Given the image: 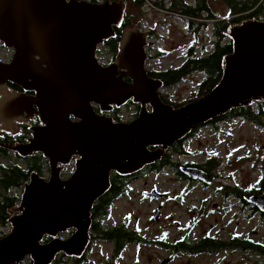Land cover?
<instances>
[{"label": "water", "instance_id": "1", "mask_svg": "<svg viewBox=\"0 0 264 264\" xmlns=\"http://www.w3.org/2000/svg\"><path fill=\"white\" fill-rule=\"evenodd\" d=\"M125 7L124 0H0V42L13 51L10 61L0 60V131L12 132L17 122L30 124L35 115L41 122L30 126L26 142H0V147L22 158L41 153L51 169L49 179L32 172L19 204L8 211L11 231L0 237V264H21L28 257L32 264H53L60 253L83 257L94 205L110 189L112 172L140 171L196 127L264 102L263 19L233 25L227 34L233 50L223 57L220 81L175 107L160 96L163 82L148 75L145 35L137 30L122 35L114 62L98 61V47L116 37L114 26H124ZM8 83L24 91L14 92ZM130 101L140 105L136 119L106 115ZM73 159L74 172L63 179L62 166ZM182 171L192 180L213 182L200 167ZM249 201L264 212V194ZM159 218L156 209L152 220Z\"/></svg>", "mask_w": 264, "mask_h": 264}, {"label": "rangeland", "instance_id": "2", "mask_svg": "<svg viewBox=\"0 0 264 264\" xmlns=\"http://www.w3.org/2000/svg\"><path fill=\"white\" fill-rule=\"evenodd\" d=\"M151 17H154L153 14L148 18L149 21ZM156 18L161 19L160 16ZM178 36L176 32L174 40ZM101 50L103 60H109L110 52L106 53L103 47ZM12 55L13 51L0 42V59L10 61ZM180 55L179 51H174L171 56L156 61V67L164 69L178 66L183 61V56ZM199 79L197 74L186 77L172 88L171 98L178 103L179 100L186 101L193 97L197 92ZM137 110L135 105H125L119 116L127 122ZM16 129L17 127L12 132L0 131V135L14 134ZM185 149L189 154L174 155V159L181 157L183 161L205 165L210 157L214 158L211 171L218 176L216 181L211 185L195 184L180 179L171 168H166L162 173H149L128 180L123 193L111 202L108 215L97 219L104 229L122 227L138 232L144 238L143 241L130 242L117 254L114 243L101 239L93 230L94 238L85 253L86 259L80 264H264V256L252 252L223 250L192 254L187 251L176 253L172 247L183 239L196 244L204 236L227 241L233 234L264 243V218L252 215L249 209L239 210L236 205L238 200L234 197L226 199L223 193L228 184L241 188H253L258 184L261 157L264 158V130L251 121L231 117L218 124L202 127L188 141ZM11 158L25 168L29 166L15 155L0 158V161L11 164ZM72 162L66 168L64 177L74 169V160ZM46 163H43L42 168L44 176L49 175L48 162ZM147 191L165 194L159 198L144 197V192ZM13 192L21 199L23 188ZM19 202L20 200L17 204ZM228 202L234 206L225 211L223 206ZM156 209L160 212V218L154 221L152 216ZM10 231L9 222L0 225V237ZM22 264H32V261L28 257ZM55 264L76 263L74 258L60 257Z\"/></svg>", "mask_w": 264, "mask_h": 264}, {"label": "flooded vegetation", "instance_id": "3", "mask_svg": "<svg viewBox=\"0 0 264 264\" xmlns=\"http://www.w3.org/2000/svg\"><path fill=\"white\" fill-rule=\"evenodd\" d=\"M86 1L92 2V3H104V2H114V1H121V0H86ZM124 1H125V6H126L125 7L126 16H125L122 35H124L126 31L129 29H135L142 35H145L144 42L147 44V46H145V51L147 54L145 63H146V70L148 72V75L152 78L159 79L163 82L162 88L159 89L160 96L164 102L165 100L171 101V104L174 105L175 107L182 106L190 101L196 100L199 97H201L200 93L203 92L204 90H202L199 84L202 82L203 74L206 76V73L205 71H202L201 73H198L197 71H192L186 74L185 77H183L181 81H178L177 83H173V84L166 83L165 75L167 73L171 71L173 72L177 69L182 68L183 65H185L186 62H188L189 60L211 56L214 50L216 49L217 44H220L223 46L225 45L232 46V39L227 34L233 25L239 24L247 19H252V18H258V19L264 20L263 13L260 16H252L250 18L245 17L246 12L232 13L233 10L231 7L230 0H124ZM146 13H147V16L149 15L150 17L151 14H153L154 17H151L149 21L148 19L149 17L146 16ZM157 16H160L161 19H157L156 18ZM175 25H177V27ZM115 27H118V25L114 26V30L116 33ZM176 32L178 33L179 36L176 37L177 40H174ZM102 47L106 49V53L110 52V57H109V60L107 61H104L103 56L101 55ZM118 51H119V48H118ZM118 51L114 54L113 51L110 49L109 45L104 43L103 45H100L98 47L96 51V57L101 64L109 65L116 60V55ZM174 51H179V53L181 54L180 56H183V61L181 62V64L178 66H174V67L169 66L164 69H158L156 67L155 62L160 60L161 58H164L165 56L166 57L171 56ZM195 74H197V76H200L199 82L197 83L196 94L193 97L187 99L186 101L179 100L177 103V100L175 101L171 98L172 88H174L175 85H177L178 83H181L183 80H185L186 77L190 75H195ZM126 79L130 81L129 78H126ZM8 88L13 90L14 92L24 91L21 87L11 84V83H8ZM30 94L35 95V92L34 93L32 92ZM165 103H168V102H165ZM126 105H129V106L135 105L136 108L138 109L136 113L134 114V116L132 117V119L127 121L129 122L137 118L139 111H140V105L137 103H133L132 101L128 102ZM124 106L120 108L115 107L112 111L106 113V115L109 117H112L115 121H124L123 118L119 116V112ZM95 108L99 114L101 115L103 114L100 111L99 107L96 106ZM149 109L151 110L150 106H149ZM117 115L119 116V119L117 118ZM223 117L213 119L206 125L196 127L195 129L192 130L190 134H188L184 139L181 140L180 145L183 147H186V144L188 143V141H190L202 127L210 125V124H218L219 122L230 118L228 117L227 119L225 118L222 120ZM39 124H41L40 117L35 115L33 119H30V124H24V123L20 124L17 122L16 130L20 129L22 126H27L30 131V135L27 137V140H28L31 136L30 126L39 125ZM253 124L257 126L259 129L264 130V124H255V123ZM175 148H176V144L166 151L162 159L166 158L167 157L166 155L173 153ZM41 155L43 156V154ZM174 155L175 154H173V158H174ZM261 158H262V162H261L262 165L260 169V176L258 178V184L256 185V187H253V188L231 187L228 184L225 187V190L223 191V193L226 196V199H228L229 197H234L238 200L236 205L239 207V210L245 211L249 209L252 215H260V217L264 218V212H262L254 203L249 201V198H251L254 195L264 194V181H263L264 179V158L263 157ZM44 159H47V158H44ZM162 159L152 165L146 166L144 169L137 171L133 174L120 175V174H117L116 172H112L111 173V187L106 194H108L113 187V179L115 175L119 177V179L121 180V184L124 185L125 187V184L130 179L139 178L149 173H162L163 171H165L166 168L161 171H157L153 169L154 168L153 165L158 164L160 161H162ZM179 161L180 162L177 163L178 169L176 167L171 168V169L174 170L173 172L176 175H178L180 179L187 180L195 184L196 183L205 184L201 181L192 180L188 178L183 173L182 167L196 166L202 169H207L206 166L202 165L201 163H194L192 161L191 162L183 161L181 157ZM72 163L73 162H71L69 165H71ZM69 165L62 166L61 177L63 179L69 178L74 172L75 160H74V169L70 172L69 175L64 177L63 175L65 174L66 168ZM167 168H170V167H167ZM32 172L39 173V175L45 179H49L51 175L50 167H49V175L47 176H44L43 172L42 173L38 171H32ZM209 173L213 175V182H215L218 176L214 174L212 171H210ZM147 192H144V197H145V193ZM233 206H234L233 203L228 202L224 204L223 209L225 211H229L232 209ZM92 217H93V211H92ZM93 230L94 229L92 225L91 230H90L91 241H90V244L87 250L89 249L91 242L94 238V235L92 234ZM71 233H73V230L67 233H62L60 234V236L68 237L69 235H71ZM215 240L225 243V245H223L224 251L233 250V251L242 252V253L252 252V253H257V254L264 256V252L260 249V247H264V243L254 240L247 236H238L237 234H233L227 241H223V240L220 241V240H217L216 238ZM223 250H220L218 252H221ZM62 254L63 253H60L57 256L56 260H58V258ZM70 258H75V257H70ZM56 260L54 261L53 264H55Z\"/></svg>", "mask_w": 264, "mask_h": 264}, {"label": "trees", "instance_id": "4", "mask_svg": "<svg viewBox=\"0 0 264 264\" xmlns=\"http://www.w3.org/2000/svg\"><path fill=\"white\" fill-rule=\"evenodd\" d=\"M230 3L233 10L232 13L246 12V18H250L252 16H260L262 15V13L264 15V0H230ZM115 29L116 37L105 41V44L109 45L114 54L118 51L122 39L123 27L118 26L115 27ZM232 50L233 47L231 45L223 46L217 44L216 49L211 56L189 60L185 65H183L182 68L167 73L165 75L166 83H177L178 81H181L186 74L192 71H197L198 73L205 71L206 76L203 74L202 82L199 84L202 90H204L200 93V96H203L210 92L220 81L222 77V58L226 54L231 53ZM165 102L171 104V101L165 100ZM228 117H239L243 120H248L255 124H264V102H255L252 106L233 109L225 117H223L222 120L225 118L227 119ZM117 118L119 119L118 115ZM29 135L30 131L28 127L22 126L14 134H1L0 142H26ZM180 143L181 141L176 142V148L173 153L166 155V158L162 159V161H160L158 164L153 165V169L157 171H161L167 167H176L178 169L177 163L180 162V159H174L173 154H175V156L189 154V151L186 150L185 147L181 146ZM12 155H15L21 160L26 161L29 166L25 168L18 162L13 161L12 158L11 164H7L4 162L1 163L0 161V225L8 224V219L10 218V213H8V211H11L20 200L18 194L14 193L13 191L18 188H24V184L29 180L32 171H38L42 173V168L44 166L43 163L48 162L41 154H34L32 156L22 158L16 153L0 147V158H8ZM213 159L214 158L210 157L208 159V162L204 165L207 167V169H204L207 172H210L212 169V166L215 162ZM48 167H50L49 162ZM123 191L124 185L121 184V180L119 179V177L115 175L113 179L112 189L108 194L101 197L95 203L93 208V217L95 219L93 223V229L98 235H100L101 239L114 243L115 251L117 254H119L128 243L139 242L143 241L144 239L138 232H131L123 229L122 227L104 229L103 227H101L100 220L97 219L98 217L100 218L108 215L111 202L115 198L120 196ZM223 245H225V243L216 241L214 238L206 236L200 239L196 244H191L183 239L177 242L176 245L172 247L174 248L176 253L179 251H187L193 254L205 251L211 253L218 252L220 250H223ZM260 249L264 252V247H260ZM60 257L64 258L65 255L62 254L60 255ZM85 259L86 256L84 255L80 258H74V261L76 264H80Z\"/></svg>", "mask_w": 264, "mask_h": 264}, {"label": "bare ground", "instance_id": "5", "mask_svg": "<svg viewBox=\"0 0 264 264\" xmlns=\"http://www.w3.org/2000/svg\"><path fill=\"white\" fill-rule=\"evenodd\" d=\"M149 166V165H148Z\"/></svg>", "mask_w": 264, "mask_h": 264}]
</instances>
